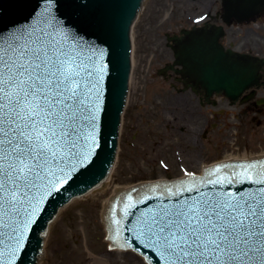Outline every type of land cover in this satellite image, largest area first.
Here are the masks:
<instances>
[{
	"label": "snow or ice",
	"instance_id": "obj_1",
	"mask_svg": "<svg viewBox=\"0 0 264 264\" xmlns=\"http://www.w3.org/2000/svg\"><path fill=\"white\" fill-rule=\"evenodd\" d=\"M59 2L45 0L37 25L0 35V264H17L41 206L98 146L104 52L65 27ZM219 172L128 196L125 216L147 205L129 231L162 264H264V161Z\"/></svg>",
	"mask_w": 264,
	"mask_h": 264
},
{
	"label": "rangeland",
	"instance_id": "obj_2",
	"mask_svg": "<svg viewBox=\"0 0 264 264\" xmlns=\"http://www.w3.org/2000/svg\"><path fill=\"white\" fill-rule=\"evenodd\" d=\"M147 1L132 26L129 93L112 174L105 189L101 186L57 211L43 233L45 248L39 264H146L132 250L108 248L104 210L116 190L150 180L182 177L196 172L194 167L199 162L209 165L228 158L264 155V115L259 116L262 122L257 125L241 115L238 105L230 107L219 102L217 107L207 106L202 115L196 110L186 116L183 130L178 128L180 125L173 127L178 123L172 118L179 115L174 110V92L169 81L156 74L171 60L172 53L163 37L171 25L165 21L168 11L158 14L154 0ZM229 34L228 40L237 36L236 49L251 48L264 56V18L230 27ZM188 100L192 106L196 104L195 98ZM218 107L228 112L213 118ZM203 129L208 130L206 137L201 134Z\"/></svg>",
	"mask_w": 264,
	"mask_h": 264
},
{
	"label": "water",
	"instance_id": "obj_3",
	"mask_svg": "<svg viewBox=\"0 0 264 264\" xmlns=\"http://www.w3.org/2000/svg\"><path fill=\"white\" fill-rule=\"evenodd\" d=\"M44 4L45 0H0V35L7 37L13 32L37 25ZM141 4L142 0H60L57 5L58 16L65 27L78 34L86 44L94 45L104 52L100 59L103 80L102 107L97 129L98 146L94 148L90 162L77 170L68 183L64 184L59 192L48 197L41 206V212L28 233V240L17 264H38V260L43 258V233L47 231L48 223L59 208H65L70 200L85 195L95 186H103L104 189L106 187L108 180L106 177L115 158L117 127L127 92L130 71V27ZM224 5L231 16L243 21L255 14L258 15L264 8V0H225ZM219 35L220 29L215 31L202 29L186 31L185 36L179 39L172 38L176 44L173 47L175 60L169 67L181 66L180 69L174 70L184 79L182 83L185 87L196 90L200 84L208 93L220 92L235 99L261 78L260 69L264 66V59L231 49L225 50L217 42ZM166 70L167 68L159 70V74ZM240 164L243 163L218 165L220 167L218 175L230 174L234 166ZM216 168L217 166L207 169L203 176H189L171 182L134 186L122 192L119 191L122 189L116 190L119 192L116 196L113 195L115 196L112 197L113 200L110 198L111 203L105 214L107 239L111 242L108 248L132 249L137 254L144 255V258L147 257L145 258L147 264H162L155 253L144 248L134 233L129 231L135 228V220L140 215V210H144L147 205L139 204L136 209H131L133 215L125 216L123 209L125 204L129 203L128 196L131 195L132 203H135L142 196L151 195L150 189L156 186L171 187L181 181L189 184L206 182L210 178L209 173ZM231 187L233 186H228ZM248 187L251 185L247 183L235 185V190L239 192ZM113 220H118L119 224H114Z\"/></svg>",
	"mask_w": 264,
	"mask_h": 264
},
{
	"label": "flooded vegetation",
	"instance_id": "obj_4",
	"mask_svg": "<svg viewBox=\"0 0 264 264\" xmlns=\"http://www.w3.org/2000/svg\"><path fill=\"white\" fill-rule=\"evenodd\" d=\"M147 0H143V5L139 11L137 19L145 9L147 5ZM155 2V12L158 14L161 11H168L167 21L170 26L168 30H164V45L170 50L171 60L166 62L164 66L158 68L157 73L161 75L164 80L169 81V86L174 92L173 96L176 103V115L172 119L180 125L178 128L183 130L186 116H190L191 112L198 111L199 114H203V110L207 106L217 107L219 102H225L227 106H240L241 115L248 116L250 122H254L257 125L261 124V119L259 116L264 115V66L260 69L261 78L258 82L251 87L245 89L238 95L237 98L231 99L223 93H208L205 88L200 84L197 89H192L191 87H185L183 78L179 73H176L174 69H180V65H174L173 68L169 67L173 64L175 60L173 47L176 45L172 38H181L185 36L186 31H197V30H212L220 29L221 35L217 38V42L223 46V48L231 49L234 51H239L240 53H245L253 56H259V54L251 51V48L239 50L236 49L237 36L233 35L232 40H228L229 28L234 27L239 24H248L258 19L264 18V8L259 12L258 16L253 15L246 21L239 22L233 15L231 16L225 8V0H154ZM202 18V19H201ZM247 43V42H246ZM264 56H259V58ZM167 68V70L159 74V70ZM191 97L196 99V104L191 105ZM195 110V111H193ZM224 112H228L227 108L218 107L215 112H213V118H219L218 115H223ZM188 113V115H186ZM237 116V115H236ZM258 116V117H257ZM205 126L207 127L208 120L205 119ZM214 126L215 123L211 122ZM208 130L203 129L201 133L203 137H206Z\"/></svg>",
	"mask_w": 264,
	"mask_h": 264
},
{
	"label": "bare ground",
	"instance_id": "obj_5",
	"mask_svg": "<svg viewBox=\"0 0 264 264\" xmlns=\"http://www.w3.org/2000/svg\"><path fill=\"white\" fill-rule=\"evenodd\" d=\"M181 154H182V153H181ZM232 159H236V158H232ZM237 159H240V158H237ZM243 159H245V158H243ZM187 161H189V160H187ZM196 168H197V171H196V172H197V173H200L201 170H202V168H203V163H202V162H199V163L194 167V169H196ZM111 170H112V169H111ZM111 174H112V171L109 172V174H108L109 177H110ZM109 177H108V180H109ZM108 180H107V181H108ZM100 187H101V186H95L94 189H91L90 192H87V193L85 194V196H87L88 194L92 193V191H94V190H96V189H99ZM107 205H108V204H106V206H105V210H104V213H105V214H106V208H107ZM42 242H43V243H42V247L45 248V247H44V246H45V244H44L45 239H44V238H43ZM43 254H44V252H43ZM40 260H41V259L38 260V264L40 263Z\"/></svg>",
	"mask_w": 264,
	"mask_h": 264
}]
</instances>
